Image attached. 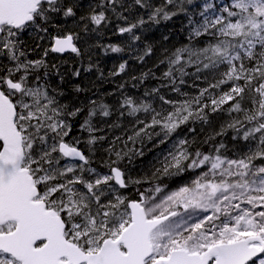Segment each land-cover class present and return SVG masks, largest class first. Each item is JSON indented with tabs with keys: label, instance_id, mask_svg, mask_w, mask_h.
Segmentation results:
<instances>
[{
	"label": "snow or ice",
	"instance_id": "6c2138e0",
	"mask_svg": "<svg viewBox=\"0 0 264 264\" xmlns=\"http://www.w3.org/2000/svg\"><path fill=\"white\" fill-rule=\"evenodd\" d=\"M178 16L187 39L130 77L157 81L142 93L53 86L50 55L143 64ZM0 264H264V0H0Z\"/></svg>",
	"mask_w": 264,
	"mask_h": 264
},
{
	"label": "trees",
	"instance_id": "16d2710c",
	"mask_svg": "<svg viewBox=\"0 0 264 264\" xmlns=\"http://www.w3.org/2000/svg\"><path fill=\"white\" fill-rule=\"evenodd\" d=\"M205 0H198V3H203ZM215 2V0H214ZM223 2V0H220ZM182 26L184 30L182 31ZM187 21L184 16L175 17L172 21L166 22L159 26H153L151 30L145 32L144 39L145 41H151L154 44L155 52L150 57L147 58L143 64H140L137 61L131 60L129 53L126 51L122 54H105L102 49L96 51L92 56V61H94V67L91 72H85L83 69L88 66V58L85 57L83 61H80L72 55H64L59 56L56 54L50 55L48 57L50 63H56L58 65L61 64L62 61H67L61 67V71L65 72V81L63 84H60L57 77L53 76L51 78V82L53 86L60 85L63 90L65 96L62 98L64 102H77L80 104H86L89 98L99 99L102 102L108 103L109 105L115 104L116 100L119 98V92L117 90L118 85L127 81V90L134 94H140L144 91L145 87L154 86L157 81L155 80H147L144 85H139L137 88H133L132 84L134 83L130 77L132 75H137L141 73V71H147L149 68H153V65L159 63L161 59L165 56V48H171L172 45L179 46L181 43L185 42L187 39ZM163 34H169L168 41H162L161 37ZM121 37L111 36V33L103 38L102 43H119L121 41ZM123 60H128V68L125 74L117 77H108L103 82L100 81L98 72L96 70L95 65H98L100 69H102L107 77V74L112 71L114 68H118V65ZM73 68L81 69V76L79 78L72 77L70 72ZM156 71L157 76L161 74L164 70V65H160L159 69L153 68ZM80 85L82 89L81 92H76L75 86ZM203 86V85H202ZM186 91L194 92L195 89H185ZM111 93V94H110ZM115 119V116L112 117ZM125 127L128 126L127 121H122ZM119 129H116V134H119ZM208 129L205 130V134ZM151 147V145H149ZM163 147V146H162ZM160 149H153V151L149 152L147 149L146 155L142 159V161L138 162V166L144 170L147 169L150 162H152L153 157ZM207 151V146L204 148ZM99 164V161H97ZM170 187L175 188L178 186L177 181H171Z\"/></svg>",
	"mask_w": 264,
	"mask_h": 264
},
{
	"label": "water",
	"instance_id": "95a60500",
	"mask_svg": "<svg viewBox=\"0 0 264 264\" xmlns=\"http://www.w3.org/2000/svg\"><path fill=\"white\" fill-rule=\"evenodd\" d=\"M57 55H61V56H63V55H66V54H57Z\"/></svg>",
	"mask_w": 264,
	"mask_h": 264
}]
</instances>
